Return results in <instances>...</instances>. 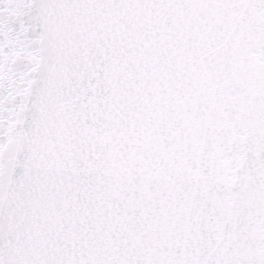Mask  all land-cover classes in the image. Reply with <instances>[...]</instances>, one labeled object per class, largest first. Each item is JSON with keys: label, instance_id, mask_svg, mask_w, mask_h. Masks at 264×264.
<instances>
[{"label": "snow or ice", "instance_id": "obj_1", "mask_svg": "<svg viewBox=\"0 0 264 264\" xmlns=\"http://www.w3.org/2000/svg\"><path fill=\"white\" fill-rule=\"evenodd\" d=\"M0 264H264V0H0Z\"/></svg>", "mask_w": 264, "mask_h": 264}]
</instances>
